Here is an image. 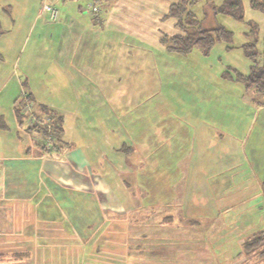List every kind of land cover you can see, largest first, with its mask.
Listing matches in <instances>:
<instances>
[{"label":"rangeland","instance_id":"obj_1","mask_svg":"<svg viewBox=\"0 0 264 264\" xmlns=\"http://www.w3.org/2000/svg\"><path fill=\"white\" fill-rule=\"evenodd\" d=\"M90 2L91 0H77L75 4L85 8ZM221 2L222 0H199L191 5L190 9L203 27L222 25L231 30L230 43L216 42L207 54L201 52L198 47H193L185 54L169 52L166 49L160 51L154 47L152 69L155 81L150 90L152 92L140 87L136 93L121 96V121L116 131H121L120 137L123 136L127 144L131 146L135 143L142 152L145 150L149 154L145 165L142 163L144 154L141 151L130 156L134 164L142 163L141 166L133 168L124 159L127 150H122L120 154L124 158H121L119 167L112 166L115 157L109 156L112 155L110 150L113 143L111 136L106 138L103 134L105 130L108 131L109 125H102L98 121L100 125L97 120L96 123L87 124L88 120L97 118L96 107L84 103L77 117L63 112L65 116L60 137L62 141H69L70 147L65 150L62 146L61 152L48 151L43 153V156H47L48 163L45 161V165L48 167L53 163L64 166L66 171L61 169L56 175L64 180H71V189L62 184V180H59L61 183H56L44 173L38 170L36 173L40 164V151L31 139L37 136L28 135L18 123L14 112L16 98H20L23 91L26 94L28 92L27 88H22L23 82L26 81L30 87L32 83L36 84L42 80L46 70L52 68L47 74H55L59 72L57 68L65 69L60 63L57 67L53 65L56 58L55 46L61 38L60 33L56 31L51 37L47 32H42L41 27L52 24L38 26L39 22L33 31L30 30L32 19L42 4L41 2L39 6V0H0V23L5 30L0 35V211L6 212L5 216L1 213L0 217L7 220L8 216L13 214L58 215L57 207L61 208L62 205L56 200L61 198L75 201L74 211L78 214L82 212L83 207L76 204L77 199L88 201L91 197L97 204L98 200L104 204L107 212L101 213L153 212L147 221L137 224L144 225L143 230L148 232L149 236L150 231L154 234L143 237L148 243H143L141 252V246L138 245L136 253L125 246V243L130 242L129 232L123 233L122 253L115 251L114 254L107 247L105 250L102 248L101 251H91L89 245L82 247V243L75 241L73 254L67 256H74V264H264V257H259L257 253L250 255L247 261L243 262V254H238L242 250L244 239L258 231H264V195L262 189H255L253 180H248L244 186L246 189L240 190L242 187L238 184L229 189V203L235 204L231 207L213 206L214 199L208 195L202 196L198 186H193V191L190 190V185L186 188L184 185L181 189V177L185 174V168H191L197 162L195 158L190 161L187 158L186 166L181 165V151H193L190 149V143L182 140L181 127H185L181 125V114H196L199 110L194 106L195 103L216 102L218 110L212 111L217 114L216 127H223L227 122L231 124L233 121L245 124L246 114L251 118L259 98L261 99L254 90L230 80L224 74L229 72L233 75L234 69L245 74L249 72L252 62L242 50V45L249 40H255L259 63L264 61V12L251 7L250 0H241L242 18L236 19L214 12L213 4L218 5ZM60 5L57 4L58 7ZM88 10L87 13H92L89 8ZM166 23L171 26L169 18ZM75 79H78L77 76ZM75 86L80 85L75 83ZM205 89L216 91V95L210 94L208 99H204V95L199 96V93ZM49 90L48 86L42 93L50 96ZM70 91L68 96L74 97ZM83 97L84 95H81V98ZM129 97L132 104L125 103L129 101ZM190 121L188 130L192 132L194 119ZM28 146L31 147L27 148ZM104 155L107 156L102 158ZM60 160H67L68 164ZM57 161H60L59 164ZM93 162L102 164L101 168L107 166L104 177L110 187L106 191L99 192L97 188H92L90 192L82 188L92 187L95 178L92 172H100ZM90 165L92 167L89 168ZM67 166H70L71 170ZM76 167L83 172L76 171ZM64 173L68 175L64 176ZM242 175H247V172L244 171ZM23 177L28 182L22 179ZM119 180L130 183L131 187L125 186L124 183L123 188L120 187ZM7 182H13L15 187H8ZM131 192L136 193L135 196ZM9 195L13 197H7ZM240 198L246 200L243 202ZM216 202L220 203L219 200ZM171 214H180V218L176 217L171 221L167 218L158 220L161 216ZM204 214L220 215L223 221L214 223L206 220L197 223L195 218ZM6 225L0 222V230L4 231ZM164 231L170 232V236L161 235L160 232ZM5 235L6 238H3ZM5 235L0 234V253L3 254L0 256V262L4 264L13 261L11 257L21 255L22 250L26 248L25 243L28 246L35 245V239L25 233L14 234L12 231H6ZM18 242L23 245H20L18 253L15 251L17 254H11ZM30 258L34 261L33 254ZM28 261L26 259L21 262ZM58 262H61L60 258Z\"/></svg>","mask_w":264,"mask_h":264},{"label":"crops","instance_id":"obj_2","mask_svg":"<svg viewBox=\"0 0 264 264\" xmlns=\"http://www.w3.org/2000/svg\"><path fill=\"white\" fill-rule=\"evenodd\" d=\"M76 1L39 0V6L41 2H49L57 7L58 18L53 22L46 20L40 14L39 7L32 19L31 24L33 25L30 24V30H34L37 22H39L38 26L52 24L41 27V29L42 32H47L51 37L56 31L60 33L61 38L55 46L56 58L53 65L57 67L60 63L63 67L65 66V69L59 67L57 68L59 72L55 74L54 72L47 74L52 68L46 70L42 80L36 84L32 83L30 87L27 86V89L32 94L35 103L45 105L46 108L61 116L62 126L65 116L63 112L71 114L72 117H77L84 103L96 107L97 118L88 120L87 124L96 123L97 120L98 124L109 125L108 131L105 130L103 134L106 138L111 136V143H113L110 150L112 155L109 157H115L117 160L113 159L112 166L119 167L121 158H124L120 154L123 145L131 149L124 158L125 161H128V165H132L133 168L141 166L142 163L145 165V160L149 159V154L145 150L142 152L135 143L131 146L127 144L123 136L120 137L121 131H116V127L121 121V96L136 93L140 87L148 89L150 93L152 92L150 90L155 81L152 69L154 49L165 51L160 42L162 34L171 35L179 32L175 27L176 19L165 17L169 5L176 0H97L99 4L97 14L87 13L88 8L81 5L76 6ZM57 4L61 5L58 7ZM168 18L171 23L170 27L166 23ZM163 30L167 32H163ZM76 76L78 79H75ZM75 83H79L81 87L75 86ZM48 86L50 96H45L46 94L42 92L48 89ZM68 91L74 94V97H69ZM215 92L205 89L200 91L199 96L204 95V99H208L210 94L216 95ZM81 95L84 97L81 98ZM125 103L132 104L131 97ZM195 105L199 111L194 108L198 112L193 116L181 114V125L185 127H181L182 140L189 142L190 149L193 150L181 151V165L185 164L186 166L185 160L187 158L189 161L194 160V158L197 159L193 167L185 168V174L181 177V189L184 185L185 188L190 185L189 188L193 191L195 189L193 186H198L197 189L201 190L202 196L208 195L214 199L213 206H234L235 204L229 203L231 198L228 191L236 184L242 187L240 190H243L246 189L244 186L248 180H253L255 189H262L261 182L264 179V103L256 105L255 113L251 118L246 114L247 121L245 120V124L233 121L231 124L227 122L225 126L220 128L216 127L215 124L217 114L212 112L218 110L219 106L216 102L195 103ZM192 119H194V123L191 132L188 130V125H191L190 120ZM63 142L67 143L63 146L64 149H68L70 147L69 141ZM140 151L144 154L142 163L134 164L130 160V156L138 154ZM54 152L57 153V151ZM106 156L104 155L102 158ZM46 157L43 155L39 157L40 164L36 173L42 172L46 177L49 176L51 180H55L56 183H61L59 180H62V184L72 189L73 183L70 179L67 181L68 178H65V181L64 178L56 175L61 169L66 171L64 166L59 164L60 161L64 162L65 160L57 161L60 166L53 163L48 167L45 165V161L48 163ZM65 162L68 164L67 160ZM95 164V168L99 169L100 172H92V175L95 176L92 187L84 186L82 188H86L90 192L92 188H97L99 192L100 190L106 191L110 187L109 184L107 185L106 177H104L107 166L101 168L102 164ZM73 165L76 166L75 163ZM91 165L89 168L92 167ZM67 168L71 170L70 166ZM76 168L78 169H75L76 171H81L78 167ZM244 171L247 172V175L243 176ZM64 174V176L68 175L67 173ZM22 179L28 182L25 177ZM120 180L118 181L119 185L123 188L122 183L125 182ZM10 185L15 187L13 182H7V186L12 188ZM224 191H226L225 194ZM258 192L261 193L260 190ZM89 198L88 201L87 199H77L76 204L84 209L78 214L74 211L75 201L61 198L56 200L62 205L61 208L57 207L58 215L13 214L9 215L11 218L8 216L7 220L1 216L0 222L7 225L4 231L0 230V234L5 235L6 231H12L14 234L25 233L31 239H35V245L28 246L25 243L26 248L22 250L23 253L15 256L16 258L11 257L13 261H8L6 264H74V256L71 258H67V256L73 254L75 241L82 243L84 245L82 247L89 245L91 251H101L102 248L105 250L107 247L114 254L115 251L122 253L124 247L122 237L123 233L127 232L131 236L130 245L125 243L126 248L136 253L139 245L141 252L144 248L143 243H148L147 240L143 239L152 236L154 232L150 231L151 235L149 236L148 232L143 230L144 225L138 226L139 224L135 223L147 221L151 216L122 214L120 211L109 212L108 214L101 213L107 211L104 204H101L98 199L97 204L91 197ZM217 200L220 203H217ZM245 200L246 198L242 199L243 202ZM119 205L121 206V200ZM1 213L4 215L6 212L1 210ZM206 215L195 218V221L197 223L206 220L214 223L223 221L220 215ZM176 217L177 219L180 218L173 214L172 220ZM161 218L169 219L166 216H161L158 220ZM124 221L129 222L128 227L123 226ZM17 222L18 225L16 226ZM31 222L33 223L32 226ZM138 227H142V229L140 230ZM160 233L170 236V232ZM160 233L158 232V234ZM3 238H6V235ZM140 239L142 240L139 241ZM21 243L18 242V245L13 248V253H11L12 250L10 253L17 254L20 245H23ZM32 254L34 261L30 260ZM59 258L61 262H58ZM26 259L29 261L22 263ZM0 264L4 263L0 262Z\"/></svg>","mask_w":264,"mask_h":264},{"label":"trees","instance_id":"obj_3","mask_svg":"<svg viewBox=\"0 0 264 264\" xmlns=\"http://www.w3.org/2000/svg\"><path fill=\"white\" fill-rule=\"evenodd\" d=\"M199 0H176L169 5L168 11L165 14V17H173L176 19L175 27L179 32L173 33L171 35L162 34L160 38L161 44L169 52H175L179 54H185L189 52L193 47H198L201 52L207 54L210 48L219 41L230 43L232 40V31L227 29L222 25L215 27L206 28L201 25V21L196 18L195 14L191 11L190 7L195 2ZM250 6L260 11L264 12V0H250ZM5 8V7H3ZM213 9L215 13H223L230 15L234 18H242L241 15V0H222L218 5L213 4ZM8 12L7 9H5ZM5 30L1 27L0 23V35L3 34ZM230 47V45H228ZM242 50L245 56L251 60L250 70L248 73H242L234 69L233 75L229 72H226V76L230 80L237 81L242 83L246 88L254 90V93H257L259 98L258 103H264V61L259 63L257 60L259 53L255 47V40H249L242 45ZM23 89L26 90L27 83L23 82ZM20 98H16L14 104L15 116L18 120V123L24 127V130L28 135L36 134L37 138H33V145L39 148L40 156L44 153V142L45 139L50 140L49 151H60L62 146L67 143L63 142L60 135L63 131L62 127V118L55 111L49 110L45 105L37 104L33 100L32 94L28 91L26 97L23 98L21 95ZM26 101H29L35 105L33 110L36 115L46 114L51 119L50 127L46 125L33 122L32 125L24 124V116L21 113L22 106ZM37 116V118H39ZM32 146V145H31ZM29 146L28 148H30ZM68 147V146H67ZM124 148V149H123ZM122 150H127L129 152L130 147L123 145ZM125 186L131 187L128 183H124ZM262 193L264 195V179L261 182ZM144 193V192H143ZM132 195L135 196L134 192ZM145 194V193H144ZM107 212V211H106ZM153 212L149 213H135L140 215L151 216ZM126 214V213H125ZM133 214V213H130ZM172 215H168L170 221L172 220ZM180 216V214H178ZM146 221V220H145ZM129 222L124 221L123 226L128 227ZM137 224V223H135ZM142 224V223H141ZM257 253L259 257H264V231H258L253 233L251 236L247 237L242 241V250L238 253L239 255L243 254V257L247 261L250 255ZM0 256H3L0 253ZM16 256V255H15ZM18 256V255H17ZM14 257V256H13ZM2 257H0L1 259Z\"/></svg>","mask_w":264,"mask_h":264},{"label":"built area","instance_id":"obj_4","mask_svg":"<svg viewBox=\"0 0 264 264\" xmlns=\"http://www.w3.org/2000/svg\"><path fill=\"white\" fill-rule=\"evenodd\" d=\"M87 8L90 9V11L94 14H97L99 12V4L97 0H91L90 3L87 4ZM40 14L45 18L46 20L49 21H55L58 18L59 11L56 7L53 5L47 3V2H42L40 6ZM22 97H26V93L23 91L22 92ZM21 113L24 116V124L25 125H32L33 122H37L43 125H46L48 128L50 127L51 124V119L49 116L46 114H41L36 115L34 110H33V103L26 101L24 105L22 106ZM39 116V118H37ZM46 141L44 142V153H47L50 148V140L45 139Z\"/></svg>","mask_w":264,"mask_h":264}]
</instances>
